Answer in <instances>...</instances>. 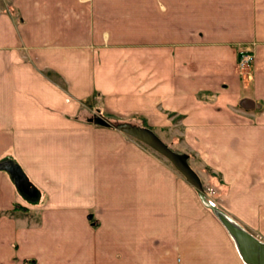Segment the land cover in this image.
<instances>
[{
  "label": "crops",
  "instance_id": "obj_1",
  "mask_svg": "<svg viewBox=\"0 0 264 264\" xmlns=\"http://www.w3.org/2000/svg\"><path fill=\"white\" fill-rule=\"evenodd\" d=\"M0 264H264V0H0Z\"/></svg>",
  "mask_w": 264,
  "mask_h": 264
},
{
  "label": "water",
  "instance_id": "obj_2",
  "mask_svg": "<svg viewBox=\"0 0 264 264\" xmlns=\"http://www.w3.org/2000/svg\"><path fill=\"white\" fill-rule=\"evenodd\" d=\"M104 122V121H103ZM106 125L109 126H113L119 130H121L122 132L132 136L133 138L139 140L140 142L146 144L147 146L151 147L153 150H155L157 153H159L160 155L164 156L165 158H167L168 160H170L175 166L176 168L192 183L193 182V178L190 176V174L182 168V166L180 165V162L178 161V159L176 158V156L173 154V152H171L162 142H160L151 132L145 131V130H141L129 125H114L108 121L104 122ZM245 237L242 233H241V238Z\"/></svg>",
  "mask_w": 264,
  "mask_h": 264
},
{
  "label": "built area",
  "instance_id": "obj_3",
  "mask_svg": "<svg viewBox=\"0 0 264 264\" xmlns=\"http://www.w3.org/2000/svg\"><path fill=\"white\" fill-rule=\"evenodd\" d=\"M254 60V55L253 53L249 52V51H243L240 54V58H239V67L242 71L247 72Z\"/></svg>",
  "mask_w": 264,
  "mask_h": 264
},
{
  "label": "rangeland",
  "instance_id": "obj_4",
  "mask_svg": "<svg viewBox=\"0 0 264 264\" xmlns=\"http://www.w3.org/2000/svg\"><path fill=\"white\" fill-rule=\"evenodd\" d=\"M160 142H162L163 143V141L161 140V136H164L163 134H161L160 133V135L158 134V133H156V132H151ZM137 140V139H136ZM137 141H139V140H137ZM140 143H142V142H140ZM142 144H144V143H142ZM164 144V143H163ZM165 145V144H164ZM143 146H145L147 149H149L151 152H153L154 154H157L158 156H160L161 158H164L166 161H167V163H169V164H171V165H173L175 168H176V166L170 161V160H168L167 158H165L164 156H162V155H160L159 153H157L155 150H153L151 147H147V145L146 144H144ZM166 146V145H165ZM167 147V146H166ZM168 148V147H167ZM171 152H175V150H173L172 148H170V146H169V148H168ZM181 165V164H180ZM183 165V166H182ZM181 166H182V168L183 169H185L188 173H189V171L187 170V166H184V164H182ZM177 169V168H176ZM178 170V169H177ZM179 171V170H178ZM192 175H194V176H197V174L195 173V172H192ZM203 186V185H202ZM201 186V187H202Z\"/></svg>",
  "mask_w": 264,
  "mask_h": 264
}]
</instances>
